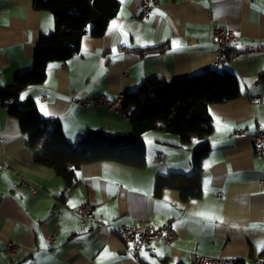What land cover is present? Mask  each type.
<instances>
[{
	"label": "crops",
	"instance_id": "0c3cea01",
	"mask_svg": "<svg viewBox=\"0 0 264 264\" xmlns=\"http://www.w3.org/2000/svg\"><path fill=\"white\" fill-rule=\"evenodd\" d=\"M33 1L0 0V91L30 69L40 36L55 30L53 15L34 9ZM138 1L116 0L117 14L102 36H91L89 26L77 55L49 64L44 82L17 97L32 98L41 115L58 119L74 145L91 130L130 133L136 113L132 104L110 108L75 99L105 95L114 101L147 76L169 82L207 69L234 73L240 96L209 105L212 129L199 165L200 194L186 201L172 188L154 194L156 176L193 173L191 153L201 142L182 143L160 129L142 134L144 167L86 163L76 171L77 184L65 190L60 176L33 160L40 148L27 147L18 120L0 99V264H138L105 222L169 223L176 232L171 245L154 242L139 252L148 264H194L193 255L235 264L264 261V157L252 143L264 130V0H158L148 16ZM213 24L237 35L223 64H214ZM257 95L260 101L251 102ZM156 153L162 159L153 162ZM21 180L36 192L13 187ZM84 204L102 221L80 219L75 209ZM6 241L18 244V252L8 254Z\"/></svg>",
	"mask_w": 264,
	"mask_h": 264
},
{
	"label": "trees",
	"instance_id": "16d2710c",
	"mask_svg": "<svg viewBox=\"0 0 264 264\" xmlns=\"http://www.w3.org/2000/svg\"><path fill=\"white\" fill-rule=\"evenodd\" d=\"M32 7L50 12L55 30L40 36L30 69L16 75L13 83L0 91V99L7 113L18 120L27 147L40 148L33 160L51 168L64 180V189L67 190L77 184L76 171L86 163L104 160L134 168L144 167L142 134L160 129L179 135L182 143L192 139L201 142L191 153L193 173L169 172L156 176L154 194L172 188L179 191L183 201L198 196L199 165L209 151L206 139L212 129L209 105L226 103L240 96L237 76L215 69L169 82L158 76H147L135 91L124 95V103L136 107V113L131 117L130 133L91 130L72 145L63 134L58 119L41 115L32 98L20 100L17 96L26 87L42 84L49 64L64 63L77 55L79 42L88 33L89 26L91 36H102L119 6L116 0H34Z\"/></svg>",
	"mask_w": 264,
	"mask_h": 264
},
{
	"label": "built area",
	"instance_id": "2783aa9c",
	"mask_svg": "<svg viewBox=\"0 0 264 264\" xmlns=\"http://www.w3.org/2000/svg\"><path fill=\"white\" fill-rule=\"evenodd\" d=\"M158 0H139V8L141 15L148 16L152 12L155 6H157ZM237 35L230 29L222 26L213 24L211 26V40L215 45L214 51H216V60L214 64H223L228 60L229 49L237 41ZM123 74L126 75V72ZM124 95L119 94L117 99L114 101L108 100L105 95L92 96L87 99H75V103L80 104H105L110 108H116L124 103ZM260 96H252L251 102L260 101ZM241 130L237 131L240 134ZM253 147L257 155L264 157V130H257L253 136ZM162 159L160 153L154 154L153 162H158ZM261 190H264V178L261 180ZM15 188H24L30 193H35L36 188L32 184L27 183L24 180L13 183ZM220 195V194H218ZM76 215L82 220H92V221H102L100 216H97L94 210L87 204L78 206L75 209ZM103 228L112 230L114 234L125 244L126 249L136 256L138 264H148L147 262L138 258L139 252L145 247H149L150 244L154 242H159L164 245H171L176 237V232L174 228L169 224L161 225H112L110 223H103ZM51 242L55 241L54 237H50ZM5 251L10 255H14L18 252L19 245L12 241H6L4 244ZM194 264H235V260L230 258H220V257H204L200 255H193ZM256 264H264L261 259L255 260Z\"/></svg>",
	"mask_w": 264,
	"mask_h": 264
},
{
	"label": "snow or ice",
	"instance_id": "6c2138e0",
	"mask_svg": "<svg viewBox=\"0 0 264 264\" xmlns=\"http://www.w3.org/2000/svg\"><path fill=\"white\" fill-rule=\"evenodd\" d=\"M161 15H162V13H161ZM198 215L205 216V215H207V214H205V213H198Z\"/></svg>",
	"mask_w": 264,
	"mask_h": 264
}]
</instances>
